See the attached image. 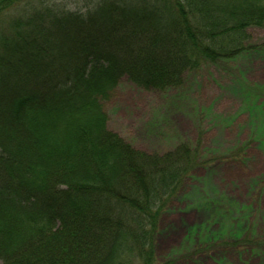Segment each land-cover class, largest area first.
<instances>
[{"label":"trees","instance_id":"obj_1","mask_svg":"<svg viewBox=\"0 0 264 264\" xmlns=\"http://www.w3.org/2000/svg\"><path fill=\"white\" fill-rule=\"evenodd\" d=\"M79 5L0 0V264H158L159 221L198 152L137 149L103 100L124 78L181 87L264 27V0Z\"/></svg>","mask_w":264,"mask_h":264},{"label":"rangeland","instance_id":"obj_2","mask_svg":"<svg viewBox=\"0 0 264 264\" xmlns=\"http://www.w3.org/2000/svg\"><path fill=\"white\" fill-rule=\"evenodd\" d=\"M52 1L77 9L82 0ZM247 32V50L203 62L181 87L124 78L103 100L109 128L137 149L198 152L159 221L158 264H264V27Z\"/></svg>","mask_w":264,"mask_h":264}]
</instances>
